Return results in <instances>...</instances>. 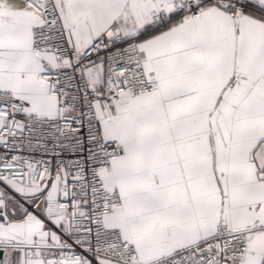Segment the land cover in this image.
<instances>
[{"label": "snow or ice", "instance_id": "1", "mask_svg": "<svg viewBox=\"0 0 264 264\" xmlns=\"http://www.w3.org/2000/svg\"><path fill=\"white\" fill-rule=\"evenodd\" d=\"M0 264H264V0H0Z\"/></svg>", "mask_w": 264, "mask_h": 264}]
</instances>
